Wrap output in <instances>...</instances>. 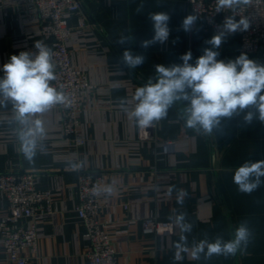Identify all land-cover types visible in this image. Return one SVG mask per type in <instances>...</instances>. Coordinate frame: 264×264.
I'll list each match as a JSON object with an SVG mask.
<instances>
[{"label": "crops", "instance_id": "crops-1", "mask_svg": "<svg viewBox=\"0 0 264 264\" xmlns=\"http://www.w3.org/2000/svg\"><path fill=\"white\" fill-rule=\"evenodd\" d=\"M79 1L90 35L74 36L70 52L73 63L94 85L82 103L85 146L68 148L61 137L59 111L49 110L40 117L46 129L45 150L38 151L29 163L19 152L11 105L0 107V174L37 173L41 188L53 193V215L41 224V237L35 252L29 253V264H90L86 230L74 212L80 169L98 176L102 189L113 188L111 195L102 192V217L117 232V264H264V183L245 194L232 179L245 161L264 159V124L254 120L245 125L241 116L224 119L211 135L197 133L185 127L184 105L176 104L158 122L155 134L157 143L177 145L174 152L164 155L153 144H136L139 127L119 106L121 99L132 106L136 89L155 76V65L180 64V56L188 51L194 64L203 49L210 47L205 41L215 34L206 32L200 21L192 31H183L182 20L189 15L187 0ZM155 12L170 15L171 32L166 43L145 49L141 42L154 34L149 15ZM37 29L31 7L0 0V68L12 55L24 51L23 42L33 39ZM121 35L132 39L120 44ZM239 46L237 35L226 36L218 59H235ZM126 49L142 55L143 64L128 67L122 59ZM249 58L264 63V50ZM73 164L81 166L74 168ZM177 189L187 193L183 205L177 204ZM8 207L0 192V219L7 215ZM181 212L193 226L186 234L189 246L205 238L212 242L218 236L230 240L242 222L252 236L246 249L234 256L205 259L202 255L193 260L184 254L183 260L176 261L178 232L171 237L146 235L142 222L147 217L172 221ZM0 264H10L1 243Z\"/></svg>", "mask_w": 264, "mask_h": 264}, {"label": "clouds", "instance_id": "clouds-1", "mask_svg": "<svg viewBox=\"0 0 264 264\" xmlns=\"http://www.w3.org/2000/svg\"><path fill=\"white\" fill-rule=\"evenodd\" d=\"M251 0H216L215 12L228 11L237 13L249 5ZM152 22L153 36L141 42V47H148L168 41L171 29L170 15L167 12H155L149 15ZM198 17L187 15L181 27L183 31H192ZM249 28V20L240 15L224 18L221 30L205 41L210 47L203 49L195 63L191 51L180 56L182 63L165 66L155 65V76L135 91L131 107L129 101L121 99L119 106L129 119L134 120L142 129L151 127L155 122L167 118L169 110L176 104H183L182 118L185 127L197 133L213 134L219 129L224 119L241 117L245 125L254 120L264 124V63L250 59L241 53L235 59H218L222 42L228 34ZM132 39L121 35L118 43L124 44ZM35 52L21 51L12 55L2 65L3 76L0 77V107L11 105V123L16 125L15 135L19 152L29 162H34L38 151L43 152L42 140L46 136L44 121L40 118L56 105H64L68 97L62 90L52 84L57 79L56 64L52 49L41 41L35 42ZM124 63L130 68L142 65L144 57L125 50L122 55ZM81 165L73 164L72 167ZM264 159L245 161L238 166L233 175V183L238 191L251 194L264 183ZM111 195L112 186L98 189ZM173 189H168L171 196ZM177 204L183 205L187 193L177 189ZM172 220V227L179 234L175 243L174 260L181 261L184 254L193 260L201 256L211 259L213 256H234L246 249L252 232L246 222L237 226L233 238L225 241L216 237L210 242L207 238L188 243L187 233L192 231V224L187 221L186 213H178Z\"/></svg>", "mask_w": 264, "mask_h": 264}, {"label": "built area", "instance_id": "built-area-1", "mask_svg": "<svg viewBox=\"0 0 264 264\" xmlns=\"http://www.w3.org/2000/svg\"><path fill=\"white\" fill-rule=\"evenodd\" d=\"M15 5L27 4L37 16L38 29L34 38L23 42L24 51L35 52V42L41 41L53 51L57 79L52 82L68 97L64 105H56L50 110L59 111L61 137L68 148H81L86 144L82 133V103L93 89L86 74L73 63L70 45L74 36L90 35V24L79 0H8ZM216 0H187L189 15H196L206 32L217 34L224 18L244 15L249 20V28L227 36L237 35L240 46L238 55L248 57L264 50V0H251L237 13L215 12ZM75 19V24L71 20ZM36 37V38H35ZM159 122V121H158ZM158 122L151 127H139L137 145L153 144L161 148L164 155L174 152L177 145L167 141L157 143ZM102 189L100 178L84 169L79 170L77 199L74 212L85 227L89 242L86 257L90 264H117L115 250L116 231L114 225L102 217ZM0 192L9 203L7 215L0 219V243L10 264H29V253L35 252L41 237V224L53 215V193L43 190L40 176L34 172H7L0 174ZM146 235L171 237L175 230L172 221H159L147 217L142 222Z\"/></svg>", "mask_w": 264, "mask_h": 264}]
</instances>
